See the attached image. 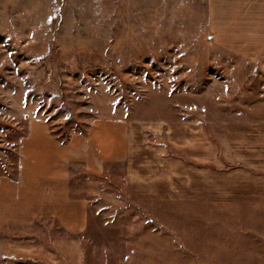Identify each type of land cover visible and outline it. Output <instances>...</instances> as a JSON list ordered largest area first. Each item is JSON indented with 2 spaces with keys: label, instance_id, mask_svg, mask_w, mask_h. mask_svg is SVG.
<instances>
[{
  "label": "rangeland",
  "instance_id": "374dc122",
  "mask_svg": "<svg viewBox=\"0 0 264 264\" xmlns=\"http://www.w3.org/2000/svg\"><path fill=\"white\" fill-rule=\"evenodd\" d=\"M262 59L264 0H0V176L15 174L16 141L37 120L63 141L113 121L218 134L238 106L264 99ZM110 171L91 178L106 191L88 264H264V203L194 209L204 249L157 251L172 242L155 235L165 224L124 198L121 166ZM140 238L146 250L131 246Z\"/></svg>",
  "mask_w": 264,
  "mask_h": 264
},
{
  "label": "crops",
  "instance_id": "0c3cea01",
  "mask_svg": "<svg viewBox=\"0 0 264 264\" xmlns=\"http://www.w3.org/2000/svg\"><path fill=\"white\" fill-rule=\"evenodd\" d=\"M259 64L264 72V60ZM238 107L241 116L220 121L218 134L210 125L137 134L129 123L113 121L63 141L44 122H30L16 141L15 174L0 176V264H88L85 237L100 224L95 203L106 191L91 178L108 169L114 175L119 166L124 198L165 224L157 237H171L157 251L204 249V207L264 203V99ZM179 206L189 212L170 216L168 207ZM184 217L187 228L175 227ZM142 241L131 246L146 250ZM157 261L174 264L163 256Z\"/></svg>",
  "mask_w": 264,
  "mask_h": 264
}]
</instances>
